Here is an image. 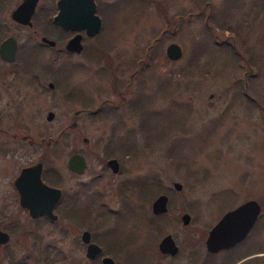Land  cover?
Listing matches in <instances>:
<instances>
[{"label":"flooded vegetation","instance_id":"flooded-vegetation-1","mask_svg":"<svg viewBox=\"0 0 264 264\" xmlns=\"http://www.w3.org/2000/svg\"><path fill=\"white\" fill-rule=\"evenodd\" d=\"M92 1L0 0V264L4 260L6 264H105L103 257L111 258L109 264H258V215L242 238L209 249V228L237 203L214 215L202 211L207 208L194 199L182 200L174 193L173 182L178 180H171L172 189L160 185L156 172L152 179L122 174L128 167L121 155L129 156L139 146L131 131L116 138V130L123 127L121 115L132 112L126 100L129 83L154 57L160 62L165 49L152 55L166 27L139 52L117 58V50L102 31L106 17L114 16L122 5L117 6V1L123 0ZM58 13L65 24L54 19ZM96 16L99 28L90 32ZM117 59L137 66L122 89L112 72L113 81L119 79L111 86L116 98L86 96V66L102 67L96 69L100 78L106 71L111 75ZM86 116L115 119L108 137L96 138L94 147L85 135ZM142 139L150 146L162 138ZM64 148L58 169L54 158ZM86 152L96 155L101 171L120 176L114 184L115 205L102 185L101 171L77 181L70 192L63 185L68 174L87 171ZM73 154L83 158L81 171L68 164ZM110 158L116 159V169ZM149 184L157 186L155 194H148ZM47 186L58 188V194ZM162 193L166 209L155 212L152 200ZM213 215L209 221L207 216ZM121 219L127 224L124 232L118 228ZM42 226L57 231L59 240L69 238V244H38ZM89 244L98 250L88 255ZM74 247L81 255L74 253Z\"/></svg>","mask_w":264,"mask_h":264},{"label":"rangeland","instance_id":"rangeland-1","mask_svg":"<svg viewBox=\"0 0 264 264\" xmlns=\"http://www.w3.org/2000/svg\"><path fill=\"white\" fill-rule=\"evenodd\" d=\"M117 6L115 15L106 17L102 31L110 47L117 50V58L131 51L134 54V50L139 52L163 27L169 33L165 31L161 40L155 43L152 56H156L160 48L165 49L170 40L178 42L182 50L176 59L168 58L165 53L160 62L154 57L131 78L126 100L129 101L139 90L144 95L154 96L150 109L156 115L149 118V122L157 123L159 127L166 121L171 126L160 141L145 146L137 113H123V127L116 130V138L125 137V133L131 131L139 146L133 148L130 157L121 155L124 166L128 167L122 174L134 179L149 175L152 179L156 172L160 185H169L172 189L171 180H178L181 187L173 189L174 193L181 194L182 200L194 199L201 204L200 207L207 208L202 211L214 215L249 197L257 199L261 205L264 198V0H123V3L117 1ZM177 17L180 22L173 25ZM204 22L213 25V36L206 44H197ZM172 27L174 31L171 33ZM222 40H234L238 55L215 44ZM136 66L133 62L117 59L111 75L106 71V75L104 73L100 78L97 77L100 71L96 69L102 67L86 66V96L115 99L111 86L120 79L118 84L122 89L121 84L129 80V72ZM112 72L119 79L113 81ZM238 87L244 91L235 96ZM246 96L253 98L252 106H247ZM166 109L167 115L164 116L161 112ZM213 120H216L214 128L205 131L204 127L210 126ZM114 121L108 117L86 116L88 144L94 147L96 138L108 137ZM177 135L186 137L187 141L172 145L174 157H168L167 146ZM64 151L65 148L54 158L58 169L62 167ZM86 154L87 171L81 175L68 174L63 181L68 192L77 181L101 171L96 155ZM101 173L102 185L110 196L111 205H115L114 184L120 176ZM157 189L149 184L148 194ZM214 215L207 216L208 220ZM259 215L256 228L260 248L258 264H263L264 214ZM126 225L121 219L118 228L124 232ZM47 228H40L38 244L54 243L57 247L69 244V238L59 240L60 234ZM19 249L15 244L14 251L18 253ZM73 251L81 255L80 248L74 247Z\"/></svg>","mask_w":264,"mask_h":264},{"label":"water","instance_id":"water-1","mask_svg":"<svg viewBox=\"0 0 264 264\" xmlns=\"http://www.w3.org/2000/svg\"><path fill=\"white\" fill-rule=\"evenodd\" d=\"M93 4V1L91 0ZM54 19L62 24L64 17L58 13L54 16ZM100 20L96 16L95 23H93L90 32H93L99 28ZM87 25V23H84ZM181 46L178 42L170 40L165 45V55L170 59H176L181 55ZM108 162L112 165L113 169H116V159L110 158ZM68 164L71 168H74L78 171L82 170L84 161L80 154H73L68 160ZM173 185L178 189L181 186L179 181H174ZM49 191L58 194V188L47 186ZM166 195L159 194L152 200V210L155 212L162 211L166 209ZM261 211V205L259 201L253 197L246 198L238 202L235 206L225 210L220 214L218 219L214 224L209 228L206 236V245L209 249H216L221 246H227L232 244L236 240L242 238L248 231L251 224L256 219L257 215ZM186 214L183 213L182 217H185ZM167 237V236H166ZM97 251L98 247H95L93 244H89L87 247V254H92L93 251ZM103 262L109 264L111 258L103 257Z\"/></svg>","mask_w":264,"mask_h":264},{"label":"trees","instance_id":"trees-1","mask_svg":"<svg viewBox=\"0 0 264 264\" xmlns=\"http://www.w3.org/2000/svg\"><path fill=\"white\" fill-rule=\"evenodd\" d=\"M206 19V18H205ZM168 20H170L168 18ZM176 22H180V17H177V20L174 21L173 25L176 24ZM169 25V24H167ZM202 29L200 31V36L198 37V43H207L208 40H210V38L213 36V25L209 26L208 24H206V22H204V24H202ZM168 29L166 28L165 31H167ZM171 33L172 31H174V28L172 27L170 29ZM168 32V31H167ZM169 33V32H168ZM217 45H220L221 48L227 50V51H231L233 54L238 55L237 50L234 47V40H232L231 42H226V41H220L215 43ZM225 46V47H224ZM239 61V58H238ZM249 62V61H248ZM250 64V63H249ZM144 67V66H143ZM167 76V75H166ZM237 81L240 82V79L237 78ZM248 87V85H247ZM165 88H168V86L166 85ZM244 89L238 87V89L235 90V96H240L243 93ZM166 94L165 93H160V96H164ZM246 100H247V106H252L253 103V98L252 97H248L246 96ZM155 98L152 95H144V93L142 91H136V93L134 94V96L128 101V106L129 108L132 110L133 113H137L138 118V122H139V129L140 132L143 136V138L147 139V140H153V141H157L159 138L164 137V132L166 133L169 128H170V123H167L166 121L163 122L161 124V126L157 127V123H150L149 122V118L153 117L154 115V110H151L150 107L151 105L154 103ZM160 112V111H159ZM164 116L167 115V109L163 112H161ZM216 124V120H213L210 123V126H205L204 130L209 131L211 129L214 128ZM183 135V134H182ZM182 135H177V136H173L172 140L170 141L169 145L167 146V151L166 154L168 157H174V154L172 153V148L175 143H181V144H185L187 139L186 137L182 136ZM179 153V151H178ZM199 180V179H198ZM264 214V198L261 200V212L260 215ZM263 264H264V260H263Z\"/></svg>","mask_w":264,"mask_h":264}]
</instances>
